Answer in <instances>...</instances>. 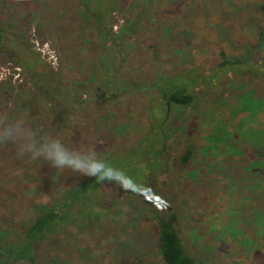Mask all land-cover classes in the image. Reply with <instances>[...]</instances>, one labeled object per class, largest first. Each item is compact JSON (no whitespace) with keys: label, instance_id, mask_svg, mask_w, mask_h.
<instances>
[{"label":"rangeland","instance_id":"1","mask_svg":"<svg viewBox=\"0 0 264 264\" xmlns=\"http://www.w3.org/2000/svg\"><path fill=\"white\" fill-rule=\"evenodd\" d=\"M69 1L55 32L71 55L29 20L0 29V131L36 129L38 143L62 139L117 171L95 185L85 216L38 248L37 264H163L155 214L175 216L196 264H264V0ZM74 2L85 15L108 12L112 37L78 34ZM183 86L192 106L165 108L161 96ZM21 144L0 142L5 249L40 211L94 179L54 169Z\"/></svg>","mask_w":264,"mask_h":264},{"label":"trees","instance_id":"2","mask_svg":"<svg viewBox=\"0 0 264 264\" xmlns=\"http://www.w3.org/2000/svg\"><path fill=\"white\" fill-rule=\"evenodd\" d=\"M261 10L264 12V6L261 7ZM2 40L3 37L0 32V46ZM262 64L261 70L264 69V62ZM219 66L225 67L226 61L223 62L222 60ZM37 75L36 81L43 80L40 85V87L42 86L41 90L47 92L49 82L46 81V75L40 72ZM161 98L165 101V108L167 104L170 108L177 107L181 110L187 109L195 102V97L188 91L187 86L176 90H168L166 95H162ZM190 159L191 148L188 147L180 159V164L186 166ZM94 180L95 178L87 183L74 186L55 205L40 211L37 217L24 226L21 230V237L12 243L11 248L5 249L0 246V264H37L36 254L38 248L47 242L61 226L65 225L68 219L70 220L75 216V219L85 216L87 211H90V208L93 207L90 201L92 192L97 190L95 185L100 187L103 183L93 182ZM153 219L154 229L157 233V250L163 264H196L183 248L175 228V216L170 215L169 218H166L160 214H155Z\"/></svg>","mask_w":264,"mask_h":264},{"label":"crops","instance_id":"3","mask_svg":"<svg viewBox=\"0 0 264 264\" xmlns=\"http://www.w3.org/2000/svg\"><path fill=\"white\" fill-rule=\"evenodd\" d=\"M19 5L15 6L12 3H8V7H6V4H0V7L3 8V10L0 8V29L4 28L8 32H12V30L19 29L20 26L27 20L28 22H32L36 24L39 28V31L41 34L54 42V44L58 47V49L61 50L62 54H69L71 53L66 52L65 49H62V44H60L58 38L56 36L57 32L60 26H58V23L63 20L65 21L66 17L71 14L70 7H73V5H70L68 7L69 0H34L32 4L28 5V7L25 8V6L21 5L20 3L24 0H18ZM75 3V10L76 12H80L81 16H77L78 19L74 22V29L78 30V34H84L86 35L88 32L94 34L96 31H98L99 36L104 32L108 30L107 34L109 33L108 28V15L109 13L103 10V18L101 19V10H97L89 16L88 14L85 15V10L82 8L80 9V6L77 4L79 2ZM72 4V3H70ZM5 9V15L3 14V11ZM79 9V11L77 10ZM71 16L70 20L72 19ZM95 18V22L97 24L95 25L94 21L92 19ZM107 20V21H106ZM87 21L89 23V26L87 24ZM107 24V25H106ZM23 27V26H22ZM22 30V29H21ZM112 36H109V39ZM106 39V38H104ZM101 41H104L101 39ZM105 42V41H104ZM108 44V43H107ZM78 50H75L72 52V54L77 53ZM79 53V52H78ZM82 51H80L79 54H81Z\"/></svg>","mask_w":264,"mask_h":264},{"label":"clouds","instance_id":"4","mask_svg":"<svg viewBox=\"0 0 264 264\" xmlns=\"http://www.w3.org/2000/svg\"><path fill=\"white\" fill-rule=\"evenodd\" d=\"M38 130L8 127L0 131V142L20 138L21 152L29 153L57 170H70L84 176L95 178L97 182L113 181L117 170L106 161L97 160L76 149L70 148L62 139L50 138L38 143Z\"/></svg>","mask_w":264,"mask_h":264},{"label":"built area","instance_id":"5","mask_svg":"<svg viewBox=\"0 0 264 264\" xmlns=\"http://www.w3.org/2000/svg\"><path fill=\"white\" fill-rule=\"evenodd\" d=\"M37 48H40V49H38L39 51H41V53H44L43 51L45 50L46 51V55H48V58L46 57V59H48L47 61H48V63L49 64H52V62L55 60V57H54V55H55V52L52 50H46V49H44V45H43V47L42 46H37Z\"/></svg>","mask_w":264,"mask_h":264},{"label":"flooded vegetation","instance_id":"6","mask_svg":"<svg viewBox=\"0 0 264 264\" xmlns=\"http://www.w3.org/2000/svg\"><path fill=\"white\" fill-rule=\"evenodd\" d=\"M145 164H148V162L146 161Z\"/></svg>","mask_w":264,"mask_h":264},{"label":"water","instance_id":"7","mask_svg":"<svg viewBox=\"0 0 264 264\" xmlns=\"http://www.w3.org/2000/svg\"><path fill=\"white\" fill-rule=\"evenodd\" d=\"M167 107H168V105H167ZM168 111V110H167Z\"/></svg>","mask_w":264,"mask_h":264}]
</instances>
